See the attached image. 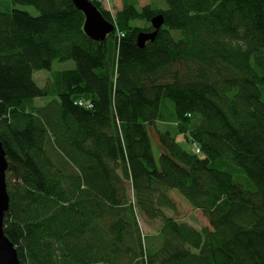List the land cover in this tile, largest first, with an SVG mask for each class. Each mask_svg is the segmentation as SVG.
<instances>
[{"label":"trees","instance_id":"16d2710c","mask_svg":"<svg viewBox=\"0 0 264 264\" xmlns=\"http://www.w3.org/2000/svg\"><path fill=\"white\" fill-rule=\"evenodd\" d=\"M88 1L115 26L102 42L72 0H0L3 230L19 264H264V0ZM54 61L75 68L39 87ZM171 190L209 226L167 216ZM136 209L161 221L158 242L142 243Z\"/></svg>","mask_w":264,"mask_h":264},{"label":"rangeland","instance_id":"374dc122","mask_svg":"<svg viewBox=\"0 0 264 264\" xmlns=\"http://www.w3.org/2000/svg\"><path fill=\"white\" fill-rule=\"evenodd\" d=\"M120 2L121 0H115L113 3L109 2V0H105L104 4L107 9L110 8L113 12H115L119 7ZM147 4H151L153 7L158 9H166L167 7L165 0H141V1L139 0L138 8L140 9ZM16 8L20 10L28 11L32 16L37 15L36 10H34L32 7L16 6ZM74 68H75V64L73 61H67V62L54 61L51 65L50 71L42 70L39 72H35L33 74V79L39 87H44L46 80L51 73L65 71V70H72ZM50 99H51L50 97L36 98L34 100V105L43 106L45 103L50 101ZM156 127L161 131H168L172 135H175L176 141L180 144V146L183 149L187 151L192 150L191 144L185 140L183 135L178 134L177 129L173 124L157 123ZM150 132L152 139L151 140L152 152L154 157L157 158L160 152V146L157 143V139L154 134V129L150 128ZM127 189H128V196L130 197L128 199L132 203L134 198H132L133 195L129 182L127 183ZM169 196L174 200L176 209L174 212L165 210V214L167 216L173 217L177 221H184L190 224L191 226H193L197 230L209 226L202 212L192 209L177 191L171 190L169 192ZM135 219L138 229L141 233L142 243L148 246L147 245L148 240H151L150 242H154V243L158 242L157 234L161 226V221L159 219H154V220L148 219L147 217L143 216L142 213L138 211V209H136L135 211Z\"/></svg>","mask_w":264,"mask_h":264},{"label":"water","instance_id":"95a60500","mask_svg":"<svg viewBox=\"0 0 264 264\" xmlns=\"http://www.w3.org/2000/svg\"><path fill=\"white\" fill-rule=\"evenodd\" d=\"M77 10L84 15L83 32L95 42L104 41L114 31V25L105 20L100 11L88 0H72ZM152 32H140L136 37V45L143 48L148 41H154L163 25L162 15H156L150 21ZM7 162L0 142V264H19L17 253L12 243L4 234L3 220L8 210L9 198L6 190L5 174Z\"/></svg>","mask_w":264,"mask_h":264},{"label":"crops","instance_id":"0c3cea01","mask_svg":"<svg viewBox=\"0 0 264 264\" xmlns=\"http://www.w3.org/2000/svg\"><path fill=\"white\" fill-rule=\"evenodd\" d=\"M114 1H115V0H109V2H111V3H113ZM120 8H121V2H120L119 7L117 8V11L120 10Z\"/></svg>","mask_w":264,"mask_h":264},{"label":"built area","instance_id":"2783aa9c","mask_svg":"<svg viewBox=\"0 0 264 264\" xmlns=\"http://www.w3.org/2000/svg\"><path fill=\"white\" fill-rule=\"evenodd\" d=\"M195 152H196V153H199V150H198V149H196V150H195Z\"/></svg>","mask_w":264,"mask_h":264}]
</instances>
